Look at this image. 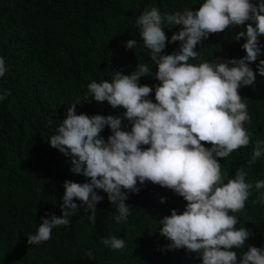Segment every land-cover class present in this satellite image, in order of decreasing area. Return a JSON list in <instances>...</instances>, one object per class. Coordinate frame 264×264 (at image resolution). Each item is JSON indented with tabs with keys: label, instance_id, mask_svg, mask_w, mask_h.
Instances as JSON below:
<instances>
[{
	"label": "clouds",
	"instance_id": "obj_1",
	"mask_svg": "<svg viewBox=\"0 0 264 264\" xmlns=\"http://www.w3.org/2000/svg\"><path fill=\"white\" fill-rule=\"evenodd\" d=\"M143 46L151 57L149 63H136L130 74L113 71L110 79L87 85L84 101L107 102L113 108H123L121 116L77 113L76 105L67 107L65 117L47 141L51 147L69 158L70 171L83 175L86 182H63L61 215L42 217L34 234L27 235V243L40 244L51 239L52 230L68 226L80 204L91 224H95L97 204L107 194L115 206L116 223H126L131 214L130 193H138L146 182L172 190L186 201L183 211L170 209V214L158 220V232L165 237L168 249H185L200 257L201 264H264V247L248 245L253 235L240 223L239 213L246 202L264 205V179L254 183L247 179L243 167L234 177L222 170L218 158L230 155L253 143L254 133L245 125L252 118L242 86H252L255 73L249 67L261 49L258 38L264 37V0H202L195 9L164 12L153 7L135 21ZM179 25V31L167 37L165 25ZM243 26L233 39L243 38L241 58L202 60L190 63L199 56L196 50L210 34L222 33L232 27ZM180 41L179 50L163 54L167 43ZM125 47L135 49L136 39H129ZM155 65V72L152 67ZM8 71L0 56V77ZM258 71L264 75V59ZM154 76L153 87L140 84L141 77ZM154 92L155 102L149 97ZM10 90H0V102ZM130 122V130H123V120ZM52 123V120H49ZM105 126L111 134L105 139ZM210 145V146H205ZM264 154V140H255L248 166ZM161 203L165 201L160 198ZM101 243L113 250H122L125 241L115 235L103 237ZM91 259L93 252L87 250Z\"/></svg>",
	"mask_w": 264,
	"mask_h": 264
},
{
	"label": "trees",
	"instance_id": "obj_2",
	"mask_svg": "<svg viewBox=\"0 0 264 264\" xmlns=\"http://www.w3.org/2000/svg\"><path fill=\"white\" fill-rule=\"evenodd\" d=\"M200 3L202 0H0V56L8 68L0 77V90L11 92L0 102V264H201L195 253L165 247L170 241L157 231L158 220L172 208L183 211L186 201L151 182L138 184L140 191L129 194L125 203L131 214L126 223L115 222V206L97 189L104 198L97 204L94 225L86 218L85 206L76 200L78 210L68 226L54 227L46 242L27 243V235L36 232L42 217L61 215L63 182L87 180L73 174L69 158L47 142L67 107L77 104L78 114L121 116L123 108L84 101L87 85L92 80L110 79L113 71L130 74L136 63L151 67L135 23L144 11L156 7L162 14L171 13L195 9ZM180 27L166 24V36L170 39ZM242 27L210 34L197 45V59L189 62L243 57V38L233 39ZM129 39L137 40L133 50L125 47ZM180 43H167L163 54L178 51ZM258 46L260 55L249 63L255 82L239 89L252 118L251 125L245 126L254 133L253 143L229 158H218L229 177L243 167L253 183L264 179V154L248 166L254 141L264 140V75L258 71L259 61L264 59V37L258 38ZM155 70L153 65L152 72ZM139 83L154 87L158 81L150 76L141 77ZM149 98L155 102L154 92ZM122 127L130 130L131 124L124 119ZM110 134L105 126L101 135L107 139ZM257 196L253 189L238 214L237 226L253 233L243 248L233 249L238 259L248 245L264 247V205L252 204ZM111 235L125 241L124 249L113 250L101 243ZM87 250L93 252L91 259L84 255Z\"/></svg>",
	"mask_w": 264,
	"mask_h": 264
}]
</instances>
